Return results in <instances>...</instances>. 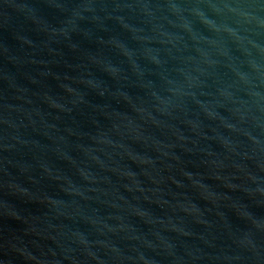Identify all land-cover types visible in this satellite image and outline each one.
Returning a JSON list of instances; mask_svg holds the SVG:
<instances>
[{
  "label": "water",
  "instance_id": "95a60500",
  "mask_svg": "<svg viewBox=\"0 0 264 264\" xmlns=\"http://www.w3.org/2000/svg\"><path fill=\"white\" fill-rule=\"evenodd\" d=\"M0 264H264V0H0Z\"/></svg>",
  "mask_w": 264,
  "mask_h": 264
}]
</instances>
